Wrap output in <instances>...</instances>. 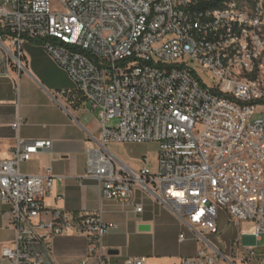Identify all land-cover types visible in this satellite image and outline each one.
<instances>
[{
	"label": "built area",
	"instance_id": "built-area-1",
	"mask_svg": "<svg viewBox=\"0 0 264 264\" xmlns=\"http://www.w3.org/2000/svg\"><path fill=\"white\" fill-rule=\"evenodd\" d=\"M27 40L41 43L99 111L100 147L90 151L88 173L103 198L140 213L139 186L191 224L215 220L222 208L264 237V0H0V75L25 70ZM149 141L158 144L155 170L119 166L109 149ZM51 147L18 139L0 161V200L15 232L2 255L9 264H57L51 241L74 230L94 264H109L102 241L117 223L100 212L55 210L47 218L44 200L59 177L21 172L22 162ZM234 256L259 255L249 245L231 256L204 247L181 264H234Z\"/></svg>",
	"mask_w": 264,
	"mask_h": 264
},
{
	"label": "crops",
	"instance_id": "crops-1",
	"mask_svg": "<svg viewBox=\"0 0 264 264\" xmlns=\"http://www.w3.org/2000/svg\"><path fill=\"white\" fill-rule=\"evenodd\" d=\"M4 41L11 47L7 37ZM3 52L0 44V56ZM24 54L26 68L21 74L12 68L10 76L0 75V161L11 157L18 139L52 141L49 151L20 165L25 174L44 175L50 170L59 177L44 200L47 218L55 210L74 216L100 212L105 221L117 223L102 241L109 264H123L127 258H145V264H181L204 247L231 256L247 245L254 246L259 256L246 262L234 256V264H258L256 259H264V237L255 238L253 222L237 223L225 209H219L215 220L191 224L139 186L133 188V199L143 205L140 213L103 198L100 182L88 173L90 151L100 147L98 109L76 90L67 71L41 43L27 40ZM118 159L119 166L122 162L135 169L149 164L137 167ZM153 166L155 170L157 158ZM10 219V206L0 200V264H9L2 252L15 236ZM51 244L57 264L96 261L88 254L86 237L74 230L55 236Z\"/></svg>",
	"mask_w": 264,
	"mask_h": 264
},
{
	"label": "rangeland",
	"instance_id": "rangeland-1",
	"mask_svg": "<svg viewBox=\"0 0 264 264\" xmlns=\"http://www.w3.org/2000/svg\"><path fill=\"white\" fill-rule=\"evenodd\" d=\"M196 73L203 79L208 85H215V80L210 72L205 70L201 65L197 63H191ZM98 111L95 112L97 115ZM259 116V115H256ZM116 123V119L113 124ZM110 151L117 157L136 164L137 167L142 166L144 159H147V164L152 170H154L153 163L157 158L158 144L156 142H143V143H127L124 145H110ZM258 264H264V260L256 259ZM253 264V263H252Z\"/></svg>",
	"mask_w": 264,
	"mask_h": 264
},
{
	"label": "water",
	"instance_id": "water-1",
	"mask_svg": "<svg viewBox=\"0 0 264 264\" xmlns=\"http://www.w3.org/2000/svg\"><path fill=\"white\" fill-rule=\"evenodd\" d=\"M143 228H146V227H143Z\"/></svg>",
	"mask_w": 264,
	"mask_h": 264
}]
</instances>
